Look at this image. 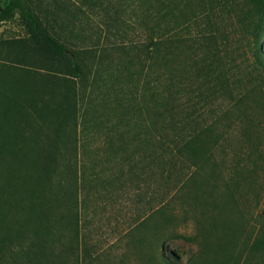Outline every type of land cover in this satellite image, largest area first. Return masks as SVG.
<instances>
[{"label":"rangeland","instance_id":"rangeland-1","mask_svg":"<svg viewBox=\"0 0 264 264\" xmlns=\"http://www.w3.org/2000/svg\"><path fill=\"white\" fill-rule=\"evenodd\" d=\"M31 1L39 13L60 12L67 30H55L77 52L83 78L60 74L18 16L0 26V91L13 100L0 122L22 135L15 163L32 161L54 127L59 172L75 161L105 172L79 192L77 261L55 242L51 264H163L160 257L168 264H264V76L254 56L257 48L264 57V25L258 41L250 20L237 23L225 0ZM191 10L213 14L244 87L230 83L221 93L200 85L178 122L194 154L174 151L163 165L149 153L151 169L139 175L135 150L154 148L148 133L157 137L166 127L156 92L168 78V40L194 32L184 20ZM71 180L62 176L64 188ZM57 218L55 230L63 227Z\"/></svg>","mask_w":264,"mask_h":264},{"label":"trees","instance_id":"trees-1","mask_svg":"<svg viewBox=\"0 0 264 264\" xmlns=\"http://www.w3.org/2000/svg\"><path fill=\"white\" fill-rule=\"evenodd\" d=\"M227 2L231 5V17L239 24L247 21L246 19L250 20L247 23L250 24L255 39L260 41L259 32L264 25V0H225ZM37 9L38 6L34 7L31 0H8L2 5L0 0V26L18 16L35 44L52 58L59 73L76 81L81 80L83 68L77 52L69 47V40L55 30L66 29L62 28L63 22L59 21L60 12L53 8L41 9L39 13ZM189 18L184 20L195 26L194 32H189L186 39L181 33L174 32L168 40V78L164 89L156 92V101L157 98L162 101L160 115L166 118V127L163 132H158L157 137L148 133L150 137L147 141L152 140L154 148L150 146L148 149L135 150L140 153L135 156H140L139 163L142 164L139 175L151 169V161H146L149 153L155 154L157 161L164 160L163 165L170 163L168 159L173 156L174 151L181 155L194 154V143L183 137L186 132L182 131L183 127L178 122L189 116L184 111L192 109V102L198 95L196 92L200 85L205 84L221 93L228 91L230 83L235 88L244 87L241 66L230 53L225 33L213 14L210 15L209 11L191 10ZM66 24L74 26L73 21ZM156 45L159 43L156 42ZM254 56L264 76V57L257 48ZM43 85L41 82V86ZM12 103V98L0 91V120L7 118L5 112ZM33 111L43 110L34 108ZM60 122H64V117ZM49 123L51 127L54 125L53 121ZM150 124L153 126V122ZM179 129L181 131L178 132ZM51 132L53 136L45 134L42 145L39 143L40 146L37 145L32 152L33 160L27 158L25 164L21 165L15 163V160L20 157L22 147L19 139H22V135L10 129L7 123L0 122V264H44V260L46 264H51L50 261L53 260L49 253L55 242L62 243L64 253L77 261L75 245L79 243V192L85 181L95 180L105 172H93L94 168L88 170L84 163L77 166L78 161L72 165H63L59 172V166L52 164L55 153L57 154L53 149L57 129L52 127ZM168 139L171 146L167 143ZM138 140L143 141L141 138ZM163 140L166 143L160 145ZM74 150L77 157V148ZM125 159L127 157L122 160L131 161ZM22 162L24 163V157ZM128 168V173L133 171L130 163ZM22 170H26V173ZM63 175H67L68 179L71 177V187L64 188ZM58 205L60 210L57 213ZM44 206L46 211H43ZM55 213L57 220L63 225L59 230L53 227ZM48 223L51 224L49 227ZM160 259L163 264H168L164 257Z\"/></svg>","mask_w":264,"mask_h":264}]
</instances>
